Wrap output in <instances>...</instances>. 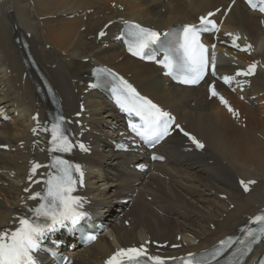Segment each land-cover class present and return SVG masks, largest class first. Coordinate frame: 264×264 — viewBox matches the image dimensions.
<instances>
[{"label":"bare ground","instance_id":"bare-ground-1","mask_svg":"<svg viewBox=\"0 0 264 264\" xmlns=\"http://www.w3.org/2000/svg\"><path fill=\"white\" fill-rule=\"evenodd\" d=\"M160 1L0 0V104L8 106L10 112H17L16 125L5 124L0 128V141L15 145L19 141L26 142L27 119L36 103L28 82L17 87L26 66L23 62L25 54L16 42V37L20 39L24 34H30L27 41L29 51L36 58L40 69L48 75L60 98L67 101V107L76 110L74 103L77 96L73 94L72 88L80 89L77 85L73 87L71 79H78L88 70L89 63L82 64L83 59L109 64L119 58L116 55L105 56L94 39H87L88 36L115 17L166 30L177 23L190 21L189 10L193 6L212 2L169 0L165 7L155 10ZM112 3L116 8H111ZM117 6H121L123 12H119ZM88 10H93L92 14L86 15ZM78 13L79 17L67 19ZM108 13L111 16L108 17ZM248 19L239 7H234L226 19L225 28L245 33L255 48L263 52L256 58L264 62V35L258 33L251 15ZM81 28L85 31L81 32ZM255 88L264 92V72L259 74ZM159 98L164 103L168 101L162 95ZM14 103L17 107L13 106ZM190 110L180 113L181 120L190 132L205 141V155L212 164L208 165L205 159H200L182 170L178 175L179 180L171 181L167 191L159 189L157 201L172 218L160 217L153 212L148 218L142 212L144 219L140 221V229L143 230V238L151 237L175 244L178 237L186 243L189 238H193L199 241L196 248H200L213 244L238 226L243 215L252 212L256 205H264V121L258 115H252L247 134H237L238 129L229 131L212 113L201 115L198 109ZM12 157L0 154V160L8 161ZM94 157L97 159L100 156ZM107 167V164L102 165L103 170ZM235 178H255L258 183L247 196H241ZM18 193L16 185L3 191L5 196L13 198ZM223 193L227 194V202L217 197ZM231 204L234 208L229 210ZM12 206L15 203L10 198L0 204V224L9 218ZM210 226L215 227V230L211 231ZM115 231L119 237L130 236L135 232V224L130 229L118 225ZM102 245L100 241L96 244L99 248Z\"/></svg>","mask_w":264,"mask_h":264},{"label":"snow or ice","instance_id":"snow-or-ice-1","mask_svg":"<svg viewBox=\"0 0 264 264\" xmlns=\"http://www.w3.org/2000/svg\"><path fill=\"white\" fill-rule=\"evenodd\" d=\"M246 3L253 10H259L264 13V0H246ZM209 13L208 16H212ZM200 23L202 28H197L194 25H187L183 28V36L178 41V46L164 55L160 63L165 69L166 74L176 75L177 71L184 78L181 80L185 84H195L204 78L205 71L208 67L207 49L200 43V32L210 31L215 29L213 21L207 17H201ZM208 25L211 28L207 27ZM133 31L130 33L132 39L129 42V51L133 55L147 56L148 59H153L151 55L145 52V49L150 45L156 44L159 40L158 34L155 31L141 28L140 25H133ZM103 35V32L100 33ZM230 35L231 34H226ZM238 37L232 36V45L239 47L236 44ZM213 47H215L213 45ZM250 47V46H249ZM246 51L247 48L241 49ZM212 68L215 74V53L212 55ZM255 69V64L248 67L246 71H237L236 75H251ZM179 78V77H177ZM224 82L230 83L232 77H223ZM95 87V85H91ZM211 94L216 96L213 86H209ZM115 101L122 111L134 114L139 117L141 123H130L129 127L132 132L140 136H157L161 137L168 134L171 117L167 112L162 111L151 100H148L139 95L135 88L128 84L123 79L119 80V86L113 88ZM221 103L227 106V102L220 97ZM229 111L232 109L229 107ZM235 114V113H234ZM63 118H59L57 123H53L50 131L51 139L49 141L52 146L50 152H70L74 146L64 133L61 127ZM184 135L189 136L188 133ZM189 139L196 144V147L202 148L194 137L189 136ZM81 150H87L83 144H80ZM157 157H153L156 159ZM39 164H33L29 173V180L36 173ZM48 167L55 168L56 172L49 173L43 181V189L30 193L27 199L37 201V205L28 208L31 217L22 216L16 218L17 223L14 228H0V264H39L36 253L40 248V242L47 232L53 231L57 227L67 225L75 226L86 213L81 211L82 201L79 197L73 196L76 180L73 177V171L79 173L82 177L83 173L80 166L74 165L69 161L62 160L59 157L53 159ZM39 183V181H36ZM244 190H248V185L254 181H241ZM28 192V188L24 189ZM25 207H27L25 205ZM254 222L260 225V228L247 230V235L255 241L257 231L264 235V214L255 216ZM223 243V242H222ZM147 256L148 264H167V262L158 256L147 255L143 245L140 247L121 248L112 257L106 261V264H142V259ZM172 264H200L199 260L194 259V254L189 253L188 257L171 258ZM260 264H264L261 261Z\"/></svg>","mask_w":264,"mask_h":264}]
</instances>
